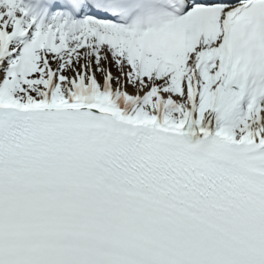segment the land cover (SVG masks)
I'll return each instance as SVG.
<instances>
[{"label":"snow or ice","instance_id":"6c2138e0","mask_svg":"<svg viewBox=\"0 0 264 264\" xmlns=\"http://www.w3.org/2000/svg\"><path fill=\"white\" fill-rule=\"evenodd\" d=\"M0 264H264V0H0Z\"/></svg>","mask_w":264,"mask_h":264}]
</instances>
